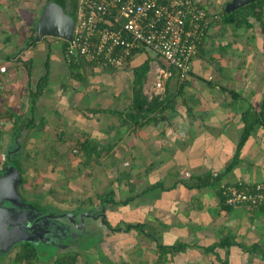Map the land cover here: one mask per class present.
<instances>
[{
	"label": "crops",
	"instance_id": "crops-1",
	"mask_svg": "<svg viewBox=\"0 0 264 264\" xmlns=\"http://www.w3.org/2000/svg\"><path fill=\"white\" fill-rule=\"evenodd\" d=\"M47 1L0 0V145L6 159L22 144L28 203L98 218L79 228L56 218L70 235L34 244L29 262L17 250L0 264H264V250L250 251L264 248V207L228 205L222 191L264 183V0H195L206 38L188 76L167 79L147 113L131 109V85L151 54L70 69L67 40H35ZM87 144L98 151L87 155Z\"/></svg>",
	"mask_w": 264,
	"mask_h": 264
},
{
	"label": "built area",
	"instance_id": "built-area-1",
	"mask_svg": "<svg viewBox=\"0 0 264 264\" xmlns=\"http://www.w3.org/2000/svg\"><path fill=\"white\" fill-rule=\"evenodd\" d=\"M208 28L207 11L195 0H77L76 22L63 53L69 64L82 61L113 70L138 53H150L144 83L150 100L167 79L188 76ZM222 191L228 205L264 207V183L223 184Z\"/></svg>",
	"mask_w": 264,
	"mask_h": 264
},
{
	"label": "water",
	"instance_id": "water-1",
	"mask_svg": "<svg viewBox=\"0 0 264 264\" xmlns=\"http://www.w3.org/2000/svg\"><path fill=\"white\" fill-rule=\"evenodd\" d=\"M62 1V2H61ZM250 0H232V6L242 5ZM69 4V6H68ZM72 6V5H71ZM73 9H70V0H49L45 4L35 24L39 40L43 36L71 39ZM4 173L0 175V255H6L22 242L35 245L40 243L52 244L59 230L70 235L67 228L58 229L56 218H66L76 228L82 227L84 217L97 219L98 215L87 211L75 213L43 212L37 206L28 203L20 194L18 184L21 176L13 161L8 159L4 165ZM101 211H104L101 208ZM105 214H101V219Z\"/></svg>",
	"mask_w": 264,
	"mask_h": 264
},
{
	"label": "trees",
	"instance_id": "trees-1",
	"mask_svg": "<svg viewBox=\"0 0 264 264\" xmlns=\"http://www.w3.org/2000/svg\"><path fill=\"white\" fill-rule=\"evenodd\" d=\"M260 2V1H258ZM72 9H73V13L75 15V10H76V2L74 1V3L72 2ZM262 5L261 4H258L256 2H253V3H250L249 4V9L250 7H254V8H257V9H260L262 8L261 7ZM246 7V6H245ZM244 8V7H243ZM260 16V15H259ZM258 15L256 17H259ZM35 26V25H34ZM33 38H31L32 40ZM67 45V42L64 44V49ZM148 57L141 63L139 64L138 66H136L134 69H133V79H132V85H131V89H132V103H131V109L133 110H137L138 112H150L152 111V109L158 107L161 105V102L158 101V97L154 96L153 98H151L150 100L147 99L146 95L144 94L143 92V85L145 83V80H146V75H147V72H148V69H149V65H148ZM84 62L82 61H76L74 63H70V69H76L78 68L79 66H81ZM21 128H20V123L17 122V123H14L13 125V130H12V133H13V136L17 135L18 132H21ZM20 141H15V144L12 146L11 144L6 147V152H5V156L7 157L6 159H10L12 156V160L13 161V165L18 168L19 170V173H20V176H21V170H22V167H21V162H20V153H21V145H20ZM19 148V153L17 152L16 154L11 151V149L13 148ZM83 149H86L88 152H87V155L91 154V152L93 151H98V146L97 145H90V144H87L85 146H82ZM101 151V150H100ZM9 153V154H8ZM11 156V157H10ZM6 160V161H7ZM4 167L0 170V175L3 174L4 172ZM22 177H21V181L19 182L18 184V188L20 189L21 185H22ZM21 193V192H20ZM31 201H34L33 199H30ZM41 211L43 212H48L46 208H41L40 209ZM252 249H250V251H263L264 248H257L256 246L255 247H251ZM18 250V251H17ZM13 251H17L16 252V256H15V259L17 261H20V260H26L29 262V260H31L32 258H34L37 254V246H35L34 244L32 243H28V242H22L20 244H17L12 250L11 252ZM10 252V253H11ZM1 256V255H0ZM56 264H71L69 261L66 260V256H63L61 257L58 262ZM225 264V263H224Z\"/></svg>",
	"mask_w": 264,
	"mask_h": 264
},
{
	"label": "rangeland",
	"instance_id": "rangeland-1",
	"mask_svg": "<svg viewBox=\"0 0 264 264\" xmlns=\"http://www.w3.org/2000/svg\"><path fill=\"white\" fill-rule=\"evenodd\" d=\"M70 2H73V1H70ZM73 17V22H74V24H75V22H76V15H73L72 16ZM30 25V24H29ZM53 46H58V44L57 43H55V44H53ZM60 49H59V53H60ZM55 64H57L56 62H55ZM150 78V77H149ZM149 78H148V80H149ZM5 129H7V128H4V129H0V133H2V132H6V130ZM3 147V146H2ZM2 147H1V145H0V170L4 167V165H5V158H4V150H2ZM70 148V147H69ZM18 149V148H17ZM11 157V156H10ZM13 158V156L10 158V159H12ZM5 162V163H4ZM3 166V167H2ZM19 191L20 192H22V189L20 188L19 189Z\"/></svg>",
	"mask_w": 264,
	"mask_h": 264
},
{
	"label": "flooded vegetation",
	"instance_id": "flooded-vegetation-1",
	"mask_svg": "<svg viewBox=\"0 0 264 264\" xmlns=\"http://www.w3.org/2000/svg\"><path fill=\"white\" fill-rule=\"evenodd\" d=\"M70 1H73V3H74V1L76 2L77 0H70ZM71 3H72V2H70V9H71V7H72V6H71V5H72ZM68 6H69V4H68ZM8 154H9V153H8ZM6 158H7V157H6ZM6 160H7V159H5V162H6ZM2 167H3V166H2ZM3 173H4V172H3Z\"/></svg>",
	"mask_w": 264,
	"mask_h": 264
}]
</instances>
